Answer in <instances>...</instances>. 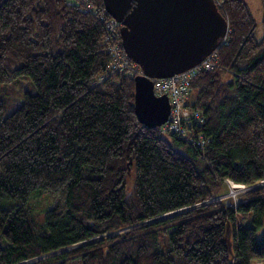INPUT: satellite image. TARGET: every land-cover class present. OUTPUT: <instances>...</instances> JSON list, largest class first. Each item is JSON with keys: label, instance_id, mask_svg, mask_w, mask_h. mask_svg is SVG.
Wrapping results in <instances>:
<instances>
[{"label": "trees", "instance_id": "obj_1", "mask_svg": "<svg viewBox=\"0 0 264 264\" xmlns=\"http://www.w3.org/2000/svg\"><path fill=\"white\" fill-rule=\"evenodd\" d=\"M216 1L227 42L189 97L205 115L202 152L139 121L134 78L111 67L98 14L76 0H0V84L36 87L6 116L0 95V264L264 262V186L237 206L208 201L227 180L264 178V34L246 0ZM36 190L59 196L41 222L27 206Z\"/></svg>", "mask_w": 264, "mask_h": 264}, {"label": "water", "instance_id": "obj_2", "mask_svg": "<svg viewBox=\"0 0 264 264\" xmlns=\"http://www.w3.org/2000/svg\"><path fill=\"white\" fill-rule=\"evenodd\" d=\"M103 1L122 20L123 48L144 71L134 78L136 115L151 128L161 126L171 104L168 95L154 93L152 77H168L201 62L228 34L229 21L216 0Z\"/></svg>", "mask_w": 264, "mask_h": 264}, {"label": "built area", "instance_id": "obj_3", "mask_svg": "<svg viewBox=\"0 0 264 264\" xmlns=\"http://www.w3.org/2000/svg\"><path fill=\"white\" fill-rule=\"evenodd\" d=\"M76 2L83 4L84 11L98 14L104 22L106 29L105 43L112 55L111 67L113 70H119L125 73V76L133 78L144 74L142 67L129 57L122 47L121 29L123 24L112 17L106 9L101 10L93 0H76ZM225 42H227V35L220 44ZM218 48L219 46L201 62L183 72L168 77H152L154 93L156 95H168L171 104L168 119L161 125L162 130L188 141L202 152L206 149L207 137L204 132L197 129L204 124L205 115L200 108L189 104L191 80L196 72L211 70L219 65ZM232 182L247 190L261 185L264 186V178L253 185Z\"/></svg>", "mask_w": 264, "mask_h": 264}, {"label": "rangeland", "instance_id": "obj_4", "mask_svg": "<svg viewBox=\"0 0 264 264\" xmlns=\"http://www.w3.org/2000/svg\"><path fill=\"white\" fill-rule=\"evenodd\" d=\"M222 1L223 0H220V2ZM246 1L250 6V9L256 21L254 34L257 39H261L264 34V9H263L262 0H246ZM111 16L114 17L113 15ZM116 19L120 21L121 24H123L122 20H119L118 18ZM35 91H36V87L29 76H22L12 82L1 83L0 95L4 101L3 115L6 116L11 111H13L14 108L19 106L23 102L24 94L26 92L34 93ZM233 185L235 184H233L232 181L227 180L221 194L217 195L216 197L208 201L226 200L227 203L233 206H237L239 202L243 200L244 196L247 194V192L250 189L249 190L244 189L241 185H238L239 187H233ZM58 199H59L58 195H51L43 190H36L30 196L27 206L31 208L37 220L41 222L44 220L46 211L50 207L55 205L58 202ZM187 208H183L179 210L183 211ZM172 214L175 213L171 212V213L163 214L161 217H166ZM245 220L246 219L242 218L241 216L236 217V222H244ZM165 236H167V233H162L160 235L162 249H167L169 247V242L167 239H165ZM253 264H264V262L258 261Z\"/></svg>", "mask_w": 264, "mask_h": 264}, {"label": "bare ground", "instance_id": "obj_5", "mask_svg": "<svg viewBox=\"0 0 264 264\" xmlns=\"http://www.w3.org/2000/svg\"><path fill=\"white\" fill-rule=\"evenodd\" d=\"M233 187H239V186L235 184V185H233Z\"/></svg>", "mask_w": 264, "mask_h": 264}]
</instances>
